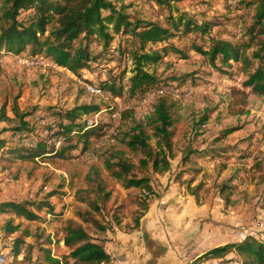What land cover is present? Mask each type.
Here are the masks:
<instances>
[{
    "label": "rangeland",
    "instance_id": "1",
    "mask_svg": "<svg viewBox=\"0 0 264 264\" xmlns=\"http://www.w3.org/2000/svg\"><path fill=\"white\" fill-rule=\"evenodd\" d=\"M110 1L132 21L164 26L170 16L178 18L184 15L199 25L212 22L216 26L206 36L197 33L195 36L173 39L171 43L183 51L182 55H169L157 63H143V70L158 82L150 86L146 93L134 96L130 92V79L135 76L138 66L133 57L138 46L132 34L124 33V29L116 34L110 27L116 53L101 61L99 66L93 63L90 69L82 70L79 74L55 66L43 57H30L29 48L21 54L1 55L0 109L6 98H15L22 112L35 111L27 118L31 126H35L32 134H16L12 131L14 124L0 120V140L6 147H13L17 143L28 146L32 141L37 142L58 132L55 125L59 118L52 115V111L59 109L97 106L99 112L83 115L79 122L102 130L90 139L86 149H83L84 143L79 144L76 138L73 139L71 144H79L78 149L71 151L69 160L59 159V164L66 167L64 171L56 170L54 175L47 171L39 181H30L25 177L16 180L8 172L0 173V202H51L58 219L43 211L39 216L46 217L45 222L24 225L59 240L65 222L72 219L77 221L76 212L85 209V205H80L76 199L82 190L89 188L88 176L101 166L103 152L111 146H119L123 133L132 126L130 121L121 120L122 113L130 110L133 112L132 121L145 125L157 100L168 97L180 120L178 137L173 141L171 170L154 173L151 176L153 188L161 194L174 182L199 202L218 199L225 208V215L236 220L233 223L237 238L238 233L246 238L261 236L264 232V94L246 85L250 74L259 66V62L252 59V53L258 48L257 41L253 44L250 35L255 21V7L250 5V0H179L172 2L170 7L161 6L156 0ZM209 37L230 42L241 49V53L245 50V58L224 62L219 57L212 65L208 57L191 50V41L207 48ZM246 58L251 62L250 66L246 64ZM33 60L41 61L37 65L27 64ZM87 85L102 87V94L89 93ZM112 85H115L117 93L109 89ZM235 90L248 95L243 115L231 113L236 106ZM7 112L11 114L9 106ZM228 130L231 132L226 134ZM58 137L49 139V145L57 148L68 146L62 137ZM189 147L197 150L217 149L219 154H211L204 159L192 156V162L184 163L183 158ZM48 178L51 180L48 181ZM222 188L227 199L220 195ZM117 190L119 199H124L126 192L119 186ZM50 193H56L59 197H49ZM91 197L95 198L93 193ZM11 217L14 215H0V264H13L14 261L11 256L12 238L4 239L1 229ZM248 219H251L250 224H246L249 223ZM19 222L16 220L15 224ZM133 226L132 217L125 215L120 226H113L106 233L89 232L108 247L116 230H137ZM240 240L238 238L235 242H243ZM26 242L35 243V239L29 238ZM37 247L34 260L42 256ZM65 252L64 248L60 251L61 254ZM231 254L235 256L230 257ZM228 256L225 264L235 262L238 257L233 252Z\"/></svg>",
    "mask_w": 264,
    "mask_h": 264
},
{
    "label": "trees",
    "instance_id": "2",
    "mask_svg": "<svg viewBox=\"0 0 264 264\" xmlns=\"http://www.w3.org/2000/svg\"><path fill=\"white\" fill-rule=\"evenodd\" d=\"M156 1L161 6L170 7L172 2L179 0ZM250 1V5L256 9L250 35L252 43L257 41L258 47L252 53V59L258 61L259 66L250 74L246 85L253 87L255 92L264 94V0ZM214 26L216 24L212 22L199 25L194 19L184 15L178 18L170 16L164 26L153 22L132 21L130 16L118 10L110 0H0V56L21 54L29 48L30 57H43L70 73L79 74L82 70L90 69L93 63L99 66L101 61L115 54L116 47L110 27L116 34L124 29V33L132 34L138 46L133 56L138 66L135 76L130 79V92L134 96L146 93L150 86L158 82L143 70V63H157L169 55H182L183 51L171 43L173 39L195 36L197 33L206 36ZM153 47H156L155 50ZM207 48L191 41V50L208 57L212 65H215L219 57L224 62L245 58V50L241 53V49L234 44L213 37H209ZM245 62L248 66L251 65L248 58ZM109 89L117 93L115 85ZM233 96L236 98V106L235 109L231 108L234 109L231 113L235 116L243 115L248 95L235 90ZM8 106L10 115L7 112ZM174 109L175 106L168 97L159 98L145 125L132 121L133 112L130 110L122 113L121 120L130 121L132 126L123 133L119 146H111L103 152L100 157L101 166L93 171V175L88 176L89 188L82 190L76 199L80 205H85V209L76 212L77 221L72 219L65 222L59 240L51 234L32 230L24 225L45 222L46 217L39 216L43 211L58 219L51 202H0V215H14L1 227L4 239L12 238L13 264H110L111 256L107 246L89 231L106 233L113 226H120L125 215L132 217L133 229L140 227L142 217L152 202L161 195L153 188L151 176L171 170L170 157L173 141L178 137L180 122ZM95 112H99V107L79 106L70 110L52 111V115L59 118L55 125L58 132L37 142L32 141L28 146L17 143L13 147H6L0 140V173L8 172L16 180L25 177L30 181H39L46 176L47 171H51L52 175L56 170L64 171L66 167L59 164V159L69 160L71 151L78 149L80 143H84L83 149H86L90 139L101 133L100 127L79 122L83 115ZM34 113L35 111L22 112L17 99L6 98L0 109V120L14 124L12 131L16 134H32L35 126H31L27 118ZM230 132L228 130L225 133ZM58 136L68 146L57 148L49 145V139L59 138ZM75 138L79 144L74 146L71 143ZM218 151L189 147L183 162H192V156L204 159L211 154L218 155ZM47 180L50 181L51 178ZM117 186L126 192V197L122 200L117 196ZM92 193L95 198L91 197ZM55 195L57 194L50 193L49 197ZM220 195L228 198L223 188ZM16 220L20 222L15 224ZM29 238L35 239V243H27ZM36 247L42 256L41 259L34 260ZM62 248L66 250L64 254L60 253ZM230 252L238 256L236 264H264V232L259 237L248 236L243 242L213 248L198 260L210 256L224 257Z\"/></svg>",
    "mask_w": 264,
    "mask_h": 264
},
{
    "label": "crops",
    "instance_id": "3",
    "mask_svg": "<svg viewBox=\"0 0 264 264\" xmlns=\"http://www.w3.org/2000/svg\"><path fill=\"white\" fill-rule=\"evenodd\" d=\"M224 209L220 200L199 202L172 182L152 202L137 230H116L107 247L110 264H225L234 254L198 260L238 239L236 220Z\"/></svg>",
    "mask_w": 264,
    "mask_h": 264
},
{
    "label": "built area",
    "instance_id": "4",
    "mask_svg": "<svg viewBox=\"0 0 264 264\" xmlns=\"http://www.w3.org/2000/svg\"><path fill=\"white\" fill-rule=\"evenodd\" d=\"M38 61H41V60H33V62H30V63L27 62V64L37 65V64H39ZM86 89L89 93L94 94V95H101L102 94V89L96 85H87ZM238 238H241L240 241H244L246 239V237H244V235L241 233H238Z\"/></svg>",
    "mask_w": 264,
    "mask_h": 264
}]
</instances>
